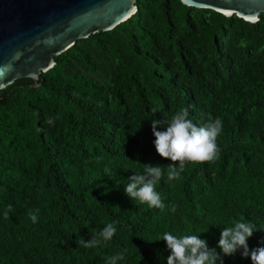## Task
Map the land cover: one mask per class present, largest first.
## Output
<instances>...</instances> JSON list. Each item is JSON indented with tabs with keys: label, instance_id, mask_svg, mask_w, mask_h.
<instances>
[{
	"label": "trees",
	"instance_id": "trees-1",
	"mask_svg": "<svg viewBox=\"0 0 264 264\" xmlns=\"http://www.w3.org/2000/svg\"><path fill=\"white\" fill-rule=\"evenodd\" d=\"M135 5L126 21L101 35L108 55L119 66L115 101L129 104L139 118H151L153 109L169 107L175 114L187 108L196 126L219 118L223 127L217 138L218 158L188 164L179 179L168 180L171 162L156 154L153 141L140 146L123 131L116 139L107 138L100 130L72 120L77 104L44 80L73 86L80 94L91 88L65 72L54 58V66L40 74L37 83L20 78L0 91V264H106L125 249L118 264H167L170 252L164 241H158L163 233L199 235L213 248L220 231L238 221L255 225L247 241L249 250L264 246V232L252 215L261 213L264 222V138L241 131L243 107L257 100L254 87L247 83L237 89L226 87L217 114V96L190 74L200 104L191 102L165 64L135 44L136 36L145 35L152 22L159 41L183 62L182 39L173 34L168 1L135 0ZM190 8L178 2L175 12L186 20ZM211 13L208 22L200 24L202 46L216 59L224 80L226 66L212 48L216 33L230 17ZM73 46L60 55L81 57ZM49 118H54L53 132L46 126ZM137 129L145 132L142 125ZM145 164L163 166L164 176L156 186L163 209L132 202L124 194L128 178L142 174ZM37 209L38 220L33 223L29 213ZM113 221L119 223L110 241L93 248L79 243ZM223 264L247 263L237 251L223 257Z\"/></svg>",
	"mask_w": 264,
	"mask_h": 264
},
{
	"label": "rangeland",
	"instance_id": "rangeland-1",
	"mask_svg": "<svg viewBox=\"0 0 264 264\" xmlns=\"http://www.w3.org/2000/svg\"><path fill=\"white\" fill-rule=\"evenodd\" d=\"M167 1L173 34L182 39L183 62L177 60L171 48L159 41L152 22H148L145 35L136 36L138 49L164 63L173 80L187 90L190 101L200 104L190 77V74H195L217 96L214 106L217 114L226 87L237 89L240 84L252 85L257 100L243 107L241 131L243 135L260 134L264 138V12L259 14L255 23L230 16L229 24L216 33L212 51L227 69L226 79L220 80L222 73L217 68L216 59L203 48L200 34V24L208 22L212 17L211 11L190 8L186 20H182L175 12L179 0ZM147 15L150 16L149 13ZM101 35L99 32L76 41L73 47L80 51L81 57L73 53L54 57L63 65L65 72L83 80L91 88L89 92L80 94L73 86H61L51 79H45L44 83L77 104V110L72 114L76 123L88 124L112 139H116L122 131L127 132L140 146L145 141H154L152 121H170L175 115L174 110L171 107L166 111L153 109L151 118H139L129 104L115 101L114 79L119 73V66L108 55V45ZM141 125L145 128L144 133L137 129ZM46 126L49 132L56 129L55 124L50 126L46 123ZM162 130L163 126L158 125L157 131ZM252 215L257 220L258 230L264 232L262 214ZM244 261L251 264L250 258H244Z\"/></svg>",
	"mask_w": 264,
	"mask_h": 264
},
{
	"label": "water",
	"instance_id": "water-1",
	"mask_svg": "<svg viewBox=\"0 0 264 264\" xmlns=\"http://www.w3.org/2000/svg\"><path fill=\"white\" fill-rule=\"evenodd\" d=\"M179 2L253 23L264 12V0ZM135 11V0H0V91L20 78L37 83L54 57L78 40L110 31Z\"/></svg>",
	"mask_w": 264,
	"mask_h": 264
},
{
	"label": "clouds",
	"instance_id": "clouds-1",
	"mask_svg": "<svg viewBox=\"0 0 264 264\" xmlns=\"http://www.w3.org/2000/svg\"><path fill=\"white\" fill-rule=\"evenodd\" d=\"M46 123L52 125L54 118H49ZM162 125V131H157V126ZM222 121L217 118L203 126H196L189 118L187 108L180 110L172 116L170 121L153 120L151 124L154 136L153 147L156 154L170 161L167 166L168 180H177L188 164H203L218 158L219 148L217 138L222 132ZM164 176L162 165L145 164L143 173L130 176L124 187V194L133 202L146 204L149 208L163 209L164 204L160 194L156 191L158 182ZM12 206H8L11 211ZM5 212V219L8 218ZM37 209L30 211L29 218L33 223L38 220ZM118 221L107 223L102 231L87 242L79 239L85 248L100 246L102 242L112 239L117 231ZM255 225L251 222L238 221L231 227L220 231L215 247L209 248L205 239L199 235H184L177 237L170 232H165L159 238L165 242L170 254L167 264H223V257H231L240 251L242 258H250L251 264H264V246L249 250L247 241L252 236ZM264 244V241H261ZM126 249L110 257L106 264H118L124 259Z\"/></svg>",
	"mask_w": 264,
	"mask_h": 264
},
{
	"label": "bare ground",
	"instance_id": "bare-ground-1",
	"mask_svg": "<svg viewBox=\"0 0 264 264\" xmlns=\"http://www.w3.org/2000/svg\"><path fill=\"white\" fill-rule=\"evenodd\" d=\"M183 2V1H182ZM183 4H184V2H183ZM185 5H187V4H185ZM188 6H190V5H188ZM191 8H196V9H198V7H194V6H190ZM237 18H239L238 16H236ZM240 19V18H239ZM245 22H248V21H245ZM249 23H253V22H249Z\"/></svg>",
	"mask_w": 264,
	"mask_h": 264
}]
</instances>
